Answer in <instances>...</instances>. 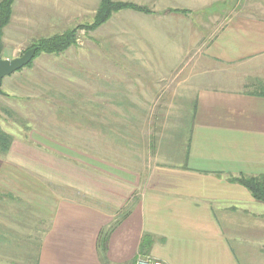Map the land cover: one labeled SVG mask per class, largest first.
<instances>
[{
	"label": "crops",
	"instance_id": "1",
	"mask_svg": "<svg viewBox=\"0 0 264 264\" xmlns=\"http://www.w3.org/2000/svg\"><path fill=\"white\" fill-rule=\"evenodd\" d=\"M71 1L78 8L100 3ZM181 2L169 8L174 18H156L159 6L152 14L131 9L137 20L109 30L124 42L125 56L165 58L136 71L145 82L142 101L132 103L162 105L151 132L141 135L151 161L85 160L68 147L37 157L30 168L71 196L57 198L39 180L27 192L12 182L11 193H25L42 225L26 239L15 215L0 218V264H134L145 256L163 264H242L252 253L264 262V204L235 181L264 177V0ZM49 19L50 31L56 17ZM146 235L152 241L142 244Z\"/></svg>",
	"mask_w": 264,
	"mask_h": 264
},
{
	"label": "rangeland",
	"instance_id": "2",
	"mask_svg": "<svg viewBox=\"0 0 264 264\" xmlns=\"http://www.w3.org/2000/svg\"><path fill=\"white\" fill-rule=\"evenodd\" d=\"M213 1L218 0L207 3ZM142 3L140 8L151 14L155 11L153 8L159 6L158 11H162L155 17L161 20L174 18L175 12L169 8L182 4L181 0H142ZM78 6L71 0H19L4 27L6 31H2V58L20 57L37 46L40 39L57 35L62 29L66 31L91 24L98 7ZM128 10L131 9L113 12L95 29H77L74 44L65 51L58 54L41 52L28 67L2 81V91L6 95L0 96V132L8 136L11 143L7 152L0 147V218L8 220L15 215L26 239L28 234L32 235L30 228L35 230L42 225V217L33 211V205L29 203L32 209L28 201L22 199L25 193L15 196L11 193L12 182L21 192H27L28 188L34 191L35 184L31 183L39 180L53 196L60 199L67 197V193L71 196L62 186L43 179L30 168L29 163H35L37 157L40 160L54 158L61 152L59 148L68 147L73 154L77 149L82 150L85 160L102 156L118 163L131 161L134 165L139 164V160L151 161V152L145 146L146 137L141 135L151 132L149 126L162 105L132 103L142 101L138 86L145 82L136 71L142 65L154 61L160 63L165 58L154 57L152 61L150 57L125 56L124 42L110 36L109 30L112 31L114 24L124 27L123 21L129 23L138 19L139 15L133 14L136 12ZM190 10L195 11L194 8ZM212 10L217 11L216 8ZM50 15L56 19L50 24L52 30L49 31ZM1 140L5 142L4 137ZM11 165L18 170H12ZM34 194L44 197L43 191L31 193ZM29 214H34L33 220ZM8 235L4 237L9 238ZM36 236L39 237V232ZM232 244L238 255L239 244ZM16 249L11 246L9 251L14 253ZM252 255L249 263L242 258V264H264Z\"/></svg>",
	"mask_w": 264,
	"mask_h": 264
},
{
	"label": "trees",
	"instance_id": "3",
	"mask_svg": "<svg viewBox=\"0 0 264 264\" xmlns=\"http://www.w3.org/2000/svg\"><path fill=\"white\" fill-rule=\"evenodd\" d=\"M14 0H1L0 1V48H1V37L2 31L4 27L8 24L11 12H12V4ZM122 9H132L137 10L140 12L148 13L149 10L145 8H140L133 4L123 3V2H113L112 0H100V5L96 14L93 18V22L88 26L82 25L76 28H71L70 30H66L61 34L53 35L51 37L40 39L37 43V51L33 57V59L41 52L44 53H54L58 54L65 51L75 42V35L76 31L79 28H86L88 30H92L100 26L101 24L105 23L110 15L113 12H118ZM31 63L27 64L25 67H28ZM1 138L4 137L5 142L0 138V147L1 150L7 152L10 144L11 139L8 136L3 135L0 132ZM8 141V142H6ZM240 185L245 187L251 194V196L258 202L264 204V177L257 176V177H245L240 176L239 178L235 179ZM152 237L149 235L144 236L143 242H151Z\"/></svg>",
	"mask_w": 264,
	"mask_h": 264
},
{
	"label": "water",
	"instance_id": "4",
	"mask_svg": "<svg viewBox=\"0 0 264 264\" xmlns=\"http://www.w3.org/2000/svg\"><path fill=\"white\" fill-rule=\"evenodd\" d=\"M36 51L37 47H32L26 50L20 57H16L14 59H3L0 54V96L6 95L2 91L3 79L19 71L27 64H29L33 59Z\"/></svg>",
	"mask_w": 264,
	"mask_h": 264
},
{
	"label": "built area",
	"instance_id": "5",
	"mask_svg": "<svg viewBox=\"0 0 264 264\" xmlns=\"http://www.w3.org/2000/svg\"><path fill=\"white\" fill-rule=\"evenodd\" d=\"M134 264H163L160 260L152 257H138Z\"/></svg>",
	"mask_w": 264,
	"mask_h": 264
}]
</instances>
